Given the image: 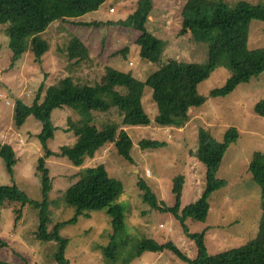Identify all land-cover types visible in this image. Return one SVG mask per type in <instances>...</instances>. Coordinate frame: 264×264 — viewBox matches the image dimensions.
<instances>
[{"label": "rangeland", "instance_id": "obj_1", "mask_svg": "<svg viewBox=\"0 0 264 264\" xmlns=\"http://www.w3.org/2000/svg\"><path fill=\"white\" fill-rule=\"evenodd\" d=\"M139 1L107 0L97 12L67 23L53 24L40 36L50 44V51L37 59L29 48L13 69L10 68L12 52L8 34L5 27H0V148L4 144L11 145L17 157L14 179L0 158V186L16 185L33 202L26 206L17 226L13 210H1L0 241L6 245L0 246V260L11 264H57L59 245L42 243L36 237L41 221L47 222V230L52 234L57 225L72 220L76 211L66 204L68 191L86 176L87 169L104 166L112 178L123 184L120 203L125 212L128 239H124L126 244L118 259L105 258L103 248L108 246L112 233L110 218L105 212L89 213L79 218L76 225L60 230V235L69 241L65 258L70 264H123L130 256H135L130 264H189L171 252H135L142 239H155L160 244L174 243L190 259L197 256L195 244L186 236L182 223L172 213H161L142 202L138 184L144 182L160 202L172 209L177 206L176 180L183 177L182 216L206 191V168L195 157L201 129L210 132L219 142L224 141L232 128L238 131L239 137L230 145L222 161L217 177L227 186L212 195L206 223L190 219L187 227L191 234L207 230L205 244L211 256L242 247L258 236L263 203L260 187L252 180L250 166L255 153H264V117L256 111L257 104L264 100V74L250 84L236 85L226 97L214 98L210 97L211 91L226 86L232 75L226 68L210 69L209 78L198 87L199 93L208 99L191 110V120L182 128L155 125L158 106L153 100L152 89L146 86L142 105L152 124L125 128L133 143L132 162L120 157L114 145L101 149L83 168L71 166L65 158L54 157L47 161L53 188L44 197L43 175L38 172L39 159L44 156L38 138L42 124L29 117L20 129L17 128V101L31 104L42 85L47 90L67 76L79 86L102 85L106 82L107 68L146 82L159 65L146 60L134 44L139 34L106 25L126 21ZM189 1L153 0L154 8L146 29L162 43L160 65L179 60L207 69L208 46L197 42L192 34H184L183 11ZM206 1L231 9L240 3L264 6V0ZM93 23L103 26H78ZM74 38L80 39L90 50L89 56L79 64L70 61L67 55L68 45ZM249 46L252 50L264 48V23L252 24ZM124 50L126 53H122ZM117 89L126 93L123 87ZM79 118L78 112L68 107L54 112L53 121L58 130L49 143L51 150L59 153L63 146L76 143L71 127ZM109 119L120 123L123 117L114 111L96 113L100 128ZM146 139L160 141L166 146L142 149L140 141Z\"/></svg>", "mask_w": 264, "mask_h": 264}, {"label": "trees", "instance_id": "obj_2", "mask_svg": "<svg viewBox=\"0 0 264 264\" xmlns=\"http://www.w3.org/2000/svg\"><path fill=\"white\" fill-rule=\"evenodd\" d=\"M107 0H0V27L6 28L9 48L12 52L10 68L31 48L37 59L50 51V44L40 38L55 23H67L87 14L97 12ZM153 0H140L135 12L126 21L108 23L110 27H121L137 32L135 39L142 56L159 68L146 82L135 80L130 74L106 69V82L97 86H79L69 76L61 78L57 84L45 90L44 85L38 90L31 104L19 100L16 104L15 126L21 128L29 117H34L42 124L38 138L44 149V156L39 159L38 172L43 175L44 197L53 188L51 172L47 161L54 157L68 160L71 166L83 168L88 159H93L97 152L108 145H114L120 157L132 162L130 151L132 140L125 128L149 127L152 124L147 115L142 96L146 86L152 89V97L158 106L154 123L164 128H182L191 120V110L202 106L208 99L199 93L198 87L209 78V70L226 68L232 79L226 86L211 91L210 97H226L236 85L250 84L264 74V48L252 50L249 46L251 26L254 22L264 23V6L240 3L231 9L222 4L206 0H191L183 11L184 34H192L197 42L208 46V66L203 69L196 63L172 60L160 65L163 46L161 41L148 33L146 25L151 17ZM78 26L100 28L102 23L78 24ZM127 50V49H126ZM126 50L122 53H126ZM90 54L89 48L78 38L70 41L67 55L70 61L79 64ZM123 87L122 94L117 88ZM45 95L43 97V94ZM77 111L80 118L71 129L77 138L74 145L63 146L59 153L49 148V143L56 137L58 127L53 121L54 112L60 108ZM114 111L123 117L122 122L107 120L102 128L97 125L96 113ZM257 113L264 117V100L257 104ZM239 134L230 129L222 142L217 141L210 132L201 129L199 147L195 157L206 168V191L198 202L188 207L181 216V200L184 178L176 180L175 194L177 206L168 208L160 202L157 195L144 184L138 187L142 193V202L161 213H172L181 223L188 239L195 244L197 256L190 259L174 243L160 244L155 239H142L136 246V253L171 252L189 264H264V153L254 154L250 172L254 182L260 187L262 199V218L258 236L248 244L224 253L211 256L206 248L205 235L191 234L187 221L206 223L210 212V199L213 194L226 188V183L218 179L224 156ZM166 144L156 140H142V149H160ZM0 158L11 178L14 179L17 157L13 147L4 144L0 148ZM12 179V180H13ZM123 196V184L112 178L104 166L86 170V176L67 193V206L75 209V216L69 222L57 225L54 233L47 230V222L41 221L36 233L42 243H56L59 250L57 264H70L65 258L69 241L60 235V230L67 225H76L79 218L89 213L105 212L110 218L112 233L109 244L103 248L107 259L116 260L125 246V215L120 203ZM33 202L16 186H0V223L1 210L12 209L15 226L23 219L24 209ZM0 241V246H5ZM134 252H131L133 255ZM121 256V255H120ZM135 257V256H134ZM126 257L123 264H130L134 258ZM0 264H11L0 260Z\"/></svg>", "mask_w": 264, "mask_h": 264}]
</instances>
